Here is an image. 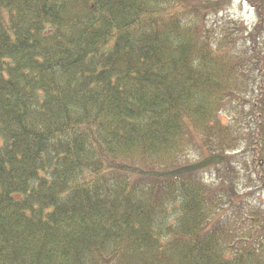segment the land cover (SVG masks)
<instances>
[{"label":"trees","instance_id":"trees-1","mask_svg":"<svg viewBox=\"0 0 264 264\" xmlns=\"http://www.w3.org/2000/svg\"><path fill=\"white\" fill-rule=\"evenodd\" d=\"M263 196L264 0H0V264H264Z\"/></svg>","mask_w":264,"mask_h":264},{"label":"rangeland","instance_id":"rangeland-1","mask_svg":"<svg viewBox=\"0 0 264 264\" xmlns=\"http://www.w3.org/2000/svg\"><path fill=\"white\" fill-rule=\"evenodd\" d=\"M234 12H236L239 16H241L243 19L247 18L250 19L251 18V12L249 11L248 7L246 5H241L236 6L234 9ZM264 199V196H263Z\"/></svg>","mask_w":264,"mask_h":264}]
</instances>
